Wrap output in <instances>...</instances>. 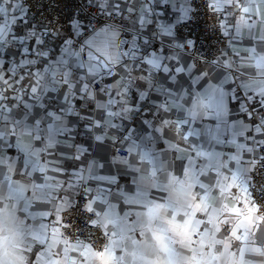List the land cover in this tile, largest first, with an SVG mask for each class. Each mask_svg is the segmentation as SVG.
<instances>
[{
  "label": "snow or ice",
  "instance_id": "obj_1",
  "mask_svg": "<svg viewBox=\"0 0 264 264\" xmlns=\"http://www.w3.org/2000/svg\"><path fill=\"white\" fill-rule=\"evenodd\" d=\"M57 2L41 3L37 15L43 14V19L30 21L36 4L30 9L27 0H0V205L5 199L23 200V212L28 213L31 201H25L24 192L31 187L35 199L52 204L50 210L31 218L55 217L38 229H9L0 218V264H29L27 254L37 243L45 246L42 254L47 264H77V260L79 264H180L181 260L184 264H245L249 255H264V87H252L239 72L241 64L254 66L256 71L247 75H258L264 83V0H208L207 7L218 16L224 36L236 40L246 33L255 46L243 57L237 52L239 61L229 62L223 54L208 61L201 55L207 70L195 75L194 41L180 42L175 32L177 25L190 19L188 0L178 6L176 0H86L94 9L95 22L85 25L72 18L55 52L45 38L60 37L47 14V8ZM218 3L223 5L219 10ZM162 5L173 6L175 22L161 18L156 9ZM229 16L235 18L234 34L225 22ZM88 27L91 31L85 36ZM154 40H159L158 47H153ZM184 55L192 57L193 63L183 62ZM9 56L21 59L6 63ZM219 68L240 79L244 90L240 91L241 86L234 92L229 89L233 92L229 99L240 105L247 119L225 131L236 129L233 137L249 133L243 143L227 142L235 144L231 155L213 150L214 145L225 143L219 125L215 130L190 127L208 113L222 117L228 96L223 82L209 83L191 108H186L189 101L181 83L185 76L193 84L210 81ZM45 97L59 107L49 110ZM34 108L43 112L33 114ZM70 117L83 122L84 134L98 148L108 140L123 143L128 154H134L133 163L140 164L134 170L153 179L161 170L153 145L172 134L169 147L189 154L179 176L166 173L180 185L183 200L142 204L147 212L138 213L129 223L127 214L116 215L105 190L98 188L92 196V189L84 187L85 227L74 228L65 214L72 213L75 202L55 195L65 185L50 175L66 171L61 167L65 159L81 161L88 152L71 142L79 132L74 133ZM140 117L142 131L130 126ZM13 147L22 153L19 166L4 153ZM85 163L95 180L114 182L93 172L103 167L98 161ZM83 171L72 174L82 187ZM13 172L23 184L13 179ZM76 187L73 181L67 182L73 193ZM130 204L137 205L139 200ZM69 229L75 234L70 235ZM57 244L61 246L54 247ZM176 244L192 255L180 257ZM69 252L77 255L69 257Z\"/></svg>",
  "mask_w": 264,
  "mask_h": 264
},
{
  "label": "crops",
  "instance_id": "obj_2",
  "mask_svg": "<svg viewBox=\"0 0 264 264\" xmlns=\"http://www.w3.org/2000/svg\"><path fill=\"white\" fill-rule=\"evenodd\" d=\"M180 2L181 0H176L177 6L180 4ZM222 7V4H217L218 10ZM156 11L162 13V19L175 22L177 13L174 12L172 5H169L166 8L162 5L160 8H157ZM225 22L229 24L230 33L234 34L231 24L235 22V18L229 16ZM21 27L23 28L24 26L21 25ZM152 27H154V25H149V28ZM146 31H148V29H146ZM148 36H151L150 31H148ZM61 37H63L61 33L60 37H57L55 39L52 37H47L48 48L54 50L55 52H58ZM228 39L229 44L227 49L223 53L222 58L227 59L229 62H232L233 60L239 61L240 57L236 56L237 52H239L240 56L243 57L246 55L247 49L255 46L254 42L250 40L246 33L241 35L236 40H230V37H228ZM152 43L154 48L158 47L159 40H154ZM20 59L21 57L9 56L6 59V63L9 60L19 61ZM183 62L189 64L192 63L191 59L187 55L183 56ZM9 66L11 67L12 65ZM200 69L207 70V66L205 65V63L197 66L193 75L198 73ZM32 71H36V69L33 68ZM254 71H256L254 69V66H250L247 63L239 65V72L244 74L248 83L252 87H264V83L261 82V78L258 75H247L248 73ZM226 76L227 80L225 81ZM107 83L111 84V80L107 81ZM181 83H183V87L186 92L185 99L189 101V103L186 105V108L193 107V105L195 104L196 96L198 94L202 95L205 89L208 87L209 83H222L223 90L228 93V96L226 97L225 111L222 117L218 118L217 116L208 113L196 119L190 125V127L196 128L197 130H203L208 127L215 130L219 125L221 132L220 138L224 140L225 143L214 145L213 150L220 152L223 155L234 154V152L236 151L235 144L243 143V136L249 135L247 131H244L242 135L233 137V131H235L236 129L225 131V128H231L233 125L239 126L247 119L246 115L241 111L240 105L236 101L229 99V97H231L233 92L237 89V86H241V80L237 79L235 76L230 75L225 69L219 68L212 73V78L210 81L206 82L204 80H201L198 84H193L192 80L185 76L182 78ZM229 89H232L233 92H229ZM240 91H244L242 86L240 87ZM50 95L55 96L56 94L50 93ZM43 102L47 105H50L49 110H55L59 107V105L56 104L55 100L49 101L47 97H45V100ZM75 103H77L78 107L79 102ZM204 103H207V101L205 100ZM37 111L42 113L43 109L34 108L33 114H35ZM145 115H148V113H145ZM142 118L143 117H140L130 122V126L134 129L142 131L144 129V126L141 122ZM176 118V116H172V119ZM68 122L71 124L74 133L77 131L79 132V135L73 136V140L71 142L81 146L82 148H87L88 152L81 158V161H76L70 158L65 159L63 161V164L61 165V167L66 170L64 173L50 174L54 177L55 180L60 181L65 185V188L63 190L56 189L55 195L57 197H64L65 199H68L70 197L72 199L74 193L71 189L67 188V182L71 180L78 187L81 181L72 174L84 170L82 172L84 177L83 184L85 187L92 189L90 195L96 196L98 188L105 190L107 193L106 198L112 205H114L116 215L118 217H122L127 214L129 216V223H132L133 218H135L138 213L143 214L147 212L146 207L140 206L142 204L161 202L167 203L183 200L184 194L181 190L180 185L178 183L171 182V178L168 175L179 176L181 169L183 167H186L187 165V158L189 154L183 149L178 151L172 147H169V141H171L172 139V134H169L165 140L157 141L153 145V148L159 154V158L161 161V170L157 172V177L153 179L150 176H143L141 172H137L134 170L135 168L140 167L139 162L133 163L134 154H128L126 157H121L115 153L113 147H120L127 151V148L123 143L108 140L105 142L102 148H98L96 143L93 140H90L89 137L84 134L82 130L83 122L77 121L75 117L68 118ZM117 123H119V121H117ZM58 139L64 140V137H58ZM233 139H235V144L227 143L228 141H231ZM176 141L179 142L178 137L176 138ZM25 143H28V141L25 140ZM36 144H38V142H36ZM197 144L206 148L208 147V145L204 144L203 141H197ZM183 147L186 148L187 146L185 145ZM59 150L69 152L74 151L71 149ZM4 153L8 159L14 161L16 165L19 166L22 153H20L17 148L13 147L4 149ZM177 157H182V159H177ZM92 160L98 161L103 165L102 168L93 169V172L96 175L114 178L113 183L109 184L106 182L97 181L93 178L92 173L85 170L87 168V163L85 162H91ZM125 160L128 161V163H122V161ZM148 167L149 169L151 168V166ZM12 177L14 180H18L19 183H24L23 180H19V177L15 172L12 173ZM24 198L25 201H31L28 213L23 212V200L16 201L5 199L3 201V204L0 205V218H3V220L5 221L6 228L21 229L24 226H28L33 229H38L42 223L47 224L55 218L54 216H49L46 220L32 219L31 216L37 215L38 213L46 210H50L52 208V204L45 203L43 202V200L35 199L33 197V189L31 187H29L24 192ZM133 200H139V204H130V201ZM58 202L59 200H57V203ZM21 220H24V224L20 223ZM59 246L61 245L57 244L54 247ZM174 247L177 249L178 255L180 257L192 255L191 252L187 251L186 249H182L179 244L174 245ZM44 251V245L40 243L35 244L33 246V250L27 254L29 264H47L46 257L42 254ZM148 254L152 255L151 250H149ZM67 255L69 257H73L77 254L69 252L67 253ZM161 255L163 254L161 253ZM77 264H79V260H77ZM180 264H184V262L181 260ZM245 264H264V255H249L246 258Z\"/></svg>",
  "mask_w": 264,
  "mask_h": 264
},
{
  "label": "built area",
  "instance_id": "obj_3",
  "mask_svg": "<svg viewBox=\"0 0 264 264\" xmlns=\"http://www.w3.org/2000/svg\"><path fill=\"white\" fill-rule=\"evenodd\" d=\"M48 4V0H27V6L31 9L32 4H36V8L30 11L28 19L30 21L43 19V14L37 15L40 12L39 5ZM208 0H189L188 6L191 8L190 19L176 26V37L180 42L186 39L194 41V51L197 54V66L204 62L199 60V56L205 57L208 61L216 57H221L228 47L229 39L224 36L223 29L220 27L218 16L207 7ZM47 14L51 17L52 23L56 24L60 33L65 36L70 29L72 18H79L82 23L87 25L89 20L95 22V12L92 6L86 5V0H58L57 3L47 8ZM91 31L88 27L85 32ZM84 37H81L83 39ZM47 40V37L45 38ZM188 56V55H187ZM193 63L192 57L188 56ZM115 153L121 157H126L128 151L120 147H113ZM84 184L78 185L72 200L76 207L71 214H65L66 222H69L74 228L85 227V213L81 211L86 198L84 196ZM69 234L74 235L73 229H69ZM66 239L68 237H65Z\"/></svg>",
  "mask_w": 264,
  "mask_h": 264
}]
</instances>
